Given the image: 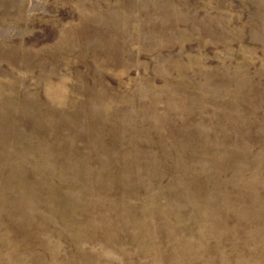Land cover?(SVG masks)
Instances as JSON below:
<instances>
[{"label":"rangeland","instance_id":"rangeland-1","mask_svg":"<svg viewBox=\"0 0 264 264\" xmlns=\"http://www.w3.org/2000/svg\"><path fill=\"white\" fill-rule=\"evenodd\" d=\"M0 264H264V0H0Z\"/></svg>","mask_w":264,"mask_h":264}]
</instances>
